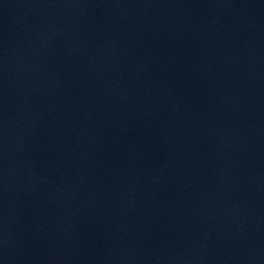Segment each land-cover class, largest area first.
I'll return each instance as SVG.
<instances>
[{"label":"water","instance_id":"water-1","mask_svg":"<svg viewBox=\"0 0 264 264\" xmlns=\"http://www.w3.org/2000/svg\"><path fill=\"white\" fill-rule=\"evenodd\" d=\"M0 264H264V0H4Z\"/></svg>","mask_w":264,"mask_h":264}]
</instances>
